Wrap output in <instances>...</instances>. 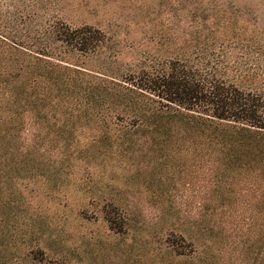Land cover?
<instances>
[{
  "label": "trees",
  "instance_id": "16d2710c",
  "mask_svg": "<svg viewBox=\"0 0 264 264\" xmlns=\"http://www.w3.org/2000/svg\"><path fill=\"white\" fill-rule=\"evenodd\" d=\"M59 2L0 0V176L20 181L25 210L72 186L122 232L130 219L104 193L114 167L137 180L149 166L155 180L193 175L194 231L168 226L170 253L179 264H231L226 219L242 206L239 263L264 264V0H182L181 29L159 38L181 45L124 65L112 36L54 17ZM87 57L104 62L92 69Z\"/></svg>",
  "mask_w": 264,
  "mask_h": 264
},
{
  "label": "rangeland",
  "instance_id": "374dc122",
  "mask_svg": "<svg viewBox=\"0 0 264 264\" xmlns=\"http://www.w3.org/2000/svg\"><path fill=\"white\" fill-rule=\"evenodd\" d=\"M249 4L263 7V2ZM182 5V0H60L51 14L71 25L87 24L112 36L116 42L110 52H116L117 63L124 65L144 53L159 56L181 45L178 40L174 45H161L159 38L181 29ZM79 61L92 69L104 62L91 57ZM124 168H113L110 178L115 189L104 191L106 197L114 195L120 200L122 213L130 219L122 232L110 228L100 204L90 202L89 195L72 186L66 196L61 193L56 200L29 198L25 210L20 181L12 177L9 182L0 176V264H179L167 247L166 230L173 224L180 230L189 228L192 234L201 184L193 175L179 173L170 181L162 175L155 180L160 173L151 166L137 180ZM137 183L145 187H139L142 193L133 194L131 185ZM136 200L139 204L135 205ZM111 211L120 213L116 208ZM231 212L226 222L234 228L236 238L230 263L240 264L238 246L243 239L238 230L244 232L249 226V212L242 206Z\"/></svg>",
  "mask_w": 264,
  "mask_h": 264
}]
</instances>
